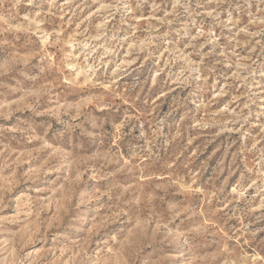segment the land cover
<instances>
[{"label":"rangeland","instance_id":"obj_1","mask_svg":"<svg viewBox=\"0 0 264 264\" xmlns=\"http://www.w3.org/2000/svg\"><path fill=\"white\" fill-rule=\"evenodd\" d=\"M0 264H264V0H0Z\"/></svg>","mask_w":264,"mask_h":264}]
</instances>
